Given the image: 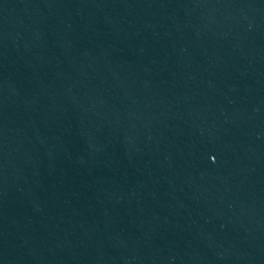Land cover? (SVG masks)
Returning <instances> with one entry per match:
<instances>
[{
  "label": "water",
  "instance_id": "1",
  "mask_svg": "<svg viewBox=\"0 0 264 264\" xmlns=\"http://www.w3.org/2000/svg\"><path fill=\"white\" fill-rule=\"evenodd\" d=\"M0 264H264V0H0Z\"/></svg>",
  "mask_w": 264,
  "mask_h": 264
}]
</instances>
